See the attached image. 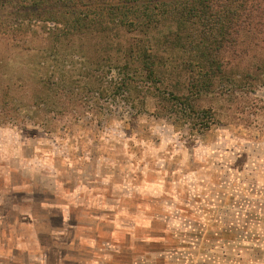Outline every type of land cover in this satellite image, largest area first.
<instances>
[{
	"label": "rangeland",
	"instance_id": "374dc122",
	"mask_svg": "<svg viewBox=\"0 0 264 264\" xmlns=\"http://www.w3.org/2000/svg\"><path fill=\"white\" fill-rule=\"evenodd\" d=\"M14 54L9 82L30 66ZM207 97L216 120L200 129L151 100L143 113L103 100L50 128L0 117V264H227L231 247L264 260V237L242 230L245 214L264 230V86Z\"/></svg>",
	"mask_w": 264,
	"mask_h": 264
},
{
	"label": "trees",
	"instance_id": "16d2710c",
	"mask_svg": "<svg viewBox=\"0 0 264 264\" xmlns=\"http://www.w3.org/2000/svg\"><path fill=\"white\" fill-rule=\"evenodd\" d=\"M6 1L14 17L0 20L2 118L50 128L78 108L101 114L103 100L121 99L135 113L151 100L154 116L209 128L207 96L264 86V0ZM12 52L30 66L9 82ZM260 227L245 214V236L264 237ZM234 237L227 229L215 239L228 246ZM230 250L227 264H245ZM205 251L216 262L214 247Z\"/></svg>",
	"mask_w": 264,
	"mask_h": 264
}]
</instances>
